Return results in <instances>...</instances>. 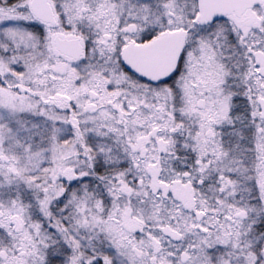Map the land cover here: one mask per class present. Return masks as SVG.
Listing matches in <instances>:
<instances>
[{
	"label": "snow or ice",
	"instance_id": "obj_1",
	"mask_svg": "<svg viewBox=\"0 0 264 264\" xmlns=\"http://www.w3.org/2000/svg\"><path fill=\"white\" fill-rule=\"evenodd\" d=\"M0 264H264V0H0Z\"/></svg>",
	"mask_w": 264,
	"mask_h": 264
}]
</instances>
